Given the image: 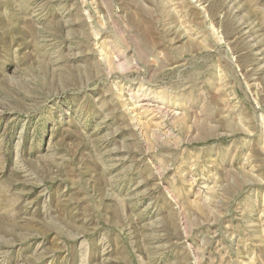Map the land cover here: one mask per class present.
Instances as JSON below:
<instances>
[{"label": "rangeland", "instance_id": "rangeland-1", "mask_svg": "<svg viewBox=\"0 0 264 264\" xmlns=\"http://www.w3.org/2000/svg\"><path fill=\"white\" fill-rule=\"evenodd\" d=\"M0 264H264V0H0Z\"/></svg>", "mask_w": 264, "mask_h": 264}]
</instances>
